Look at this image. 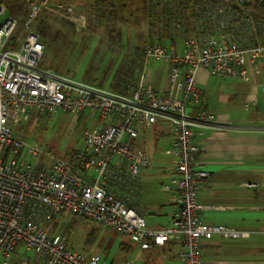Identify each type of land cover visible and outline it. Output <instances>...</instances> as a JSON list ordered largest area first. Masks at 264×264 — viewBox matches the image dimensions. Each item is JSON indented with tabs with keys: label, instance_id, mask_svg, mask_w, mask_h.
I'll return each instance as SVG.
<instances>
[{
	"label": "built area",
	"instance_id": "1",
	"mask_svg": "<svg viewBox=\"0 0 264 264\" xmlns=\"http://www.w3.org/2000/svg\"><path fill=\"white\" fill-rule=\"evenodd\" d=\"M27 8L22 30L0 0V258L13 262L21 247L46 264H107L100 255L87 256L74 249L66 236L50 224L65 214L82 217L124 237L139 250L177 246L182 264H205L202 247L214 237L248 239L251 232L204 223L198 194L210 174L200 163L196 129L212 126L217 116L206 109L196 73L251 82L264 72V46L242 45L235 35L189 32L181 42L166 46L148 43L144 62L169 64L167 87L159 90L140 73L129 94L85 83L42 67L44 45L32 29L38 14L67 0H21ZM73 6H66L69 13ZM71 21L85 27V18ZM264 95V83L260 84ZM194 104L193 109L188 106ZM252 104L251 106H254ZM250 107L248 104L244 108ZM62 111L93 119L83 131V148L71 160L50 152L37 141L28 142L18 127L31 116L53 118ZM159 122L168 123L171 137L166 154L173 172L164 191L171 192L177 209L171 223L148 227L140 203V177L151 164L142 133ZM16 128V130H15ZM40 165L31 160L49 156ZM126 264H131L128 261Z\"/></svg>",
	"mask_w": 264,
	"mask_h": 264
},
{
	"label": "crops",
	"instance_id": "2",
	"mask_svg": "<svg viewBox=\"0 0 264 264\" xmlns=\"http://www.w3.org/2000/svg\"><path fill=\"white\" fill-rule=\"evenodd\" d=\"M196 81L206 109L217 116L212 126L196 129L200 163L210 174L208 183L198 194L203 206L200 218L204 223L251 232L248 239L214 237L205 241L202 257L205 264H264V95L260 89V84L264 83V72L254 76L251 82H241L232 78L210 77L199 69ZM165 84L167 80L166 83L160 80L155 85L159 90H165ZM245 104L250 107L244 108ZM192 108L194 113V106H188V109ZM168 128V123L159 122L150 132L141 134L151 160L162 135H167L168 139L167 148L163 151L166 155L171 141ZM170 165L169 173L161 167H147L141 173L142 214L145 216V211L149 212L150 218L146 223L150 228L168 226L177 209L173 194L163 190L165 185L159 189L163 194L161 200L150 199L148 196L152 192L147 194L146 190L147 186L154 184L153 181L156 182L157 175H165L166 185L169 184L173 172L172 159ZM122 243L124 245L119 244V248L126 252V257L107 264H126L128 261L131 264H182L174 243L150 250H139L125 239ZM16 252L23 258L13 262L25 260L27 264H46L41 258L24 253L21 247ZM0 261L3 264L2 259Z\"/></svg>",
	"mask_w": 264,
	"mask_h": 264
},
{
	"label": "rangeland",
	"instance_id": "3",
	"mask_svg": "<svg viewBox=\"0 0 264 264\" xmlns=\"http://www.w3.org/2000/svg\"><path fill=\"white\" fill-rule=\"evenodd\" d=\"M66 6H73V12L69 13ZM151 7L150 0H128L127 15L122 17L118 23L112 25L106 22L102 27L98 25L99 19L91 15L88 0H67L64 4H55L44 9L38 14L32 25V29L36 31L38 23L41 21L45 23L48 42L41 37L44 45L43 67L55 69L54 67L58 66L61 74L110 89L120 67L122 69L129 68L132 59H136L141 54L143 56L146 44L157 42L170 46L172 39L175 44L181 42L186 28L189 30L192 26L197 27L193 18L188 16L186 19H180L183 24L172 20L169 22L170 31H161L158 23L162 22L163 16L159 11H156V14L153 15L156 17V22L155 25H152ZM76 15L84 16V28L77 27L71 21V18ZM24 20L25 17L17 19L16 36L20 35ZM89 24H91V28H89ZM184 24L187 26L181 29ZM47 44H50V48L47 47ZM141 65V68L134 66V76H138L142 72L147 74L150 80H154V84L160 80L166 83L169 73L167 62L149 59L146 63L143 60ZM165 86L167 87V84ZM94 124L96 121L93 119L87 120L80 117L78 120L77 117L58 111L53 118L38 120L33 116L27 118L18 127V134L25 137L28 142L37 141L45 146L54 147V154L61 155L65 149L77 151L83 148V131ZM167 142V135L159 137L158 149L155 151V157L151 160L150 169L161 167L167 173L171 172V159L163 152L167 148ZM49 158L50 154L49 156L45 155L43 159L30 162L39 166L40 161H48ZM156 177V182L153 181L154 184L151 187L147 186L146 190L147 194L152 192L148 196L150 199L161 200L163 194L159 189L167 184V180L165 175ZM139 195L140 203H142L141 187ZM144 217L148 222L149 212L145 211ZM50 229L54 233H62L66 236L74 249L84 254L100 255L107 263L126 257V252L119 248V244L125 238L91 220L65 214L56 218L50 224ZM16 251L12 259L23 258Z\"/></svg>",
	"mask_w": 264,
	"mask_h": 264
},
{
	"label": "trees",
	"instance_id": "4",
	"mask_svg": "<svg viewBox=\"0 0 264 264\" xmlns=\"http://www.w3.org/2000/svg\"><path fill=\"white\" fill-rule=\"evenodd\" d=\"M88 1L90 13L99 19L98 25L100 27L104 26L106 22L112 25L118 23L128 12V0ZM2 2L11 16L17 19L26 17L27 8L21 0H2ZM150 4L152 5L150 16L152 25H155L156 22V17L153 16L156 11H159L163 16L162 22L158 23L161 31H170V21L182 23L180 19H186L189 16V18H193L197 27L192 26L189 30L186 28L185 34L189 32L216 36L232 34L240 39L242 45L259 44L264 46V0H150ZM184 25L181 29L187 26ZM91 27L89 24V28ZM35 29L40 37L45 40L48 39L43 21L38 23ZM46 41L48 42V40ZM170 41V45H175L173 39ZM47 47L50 48V44H47ZM136 59L131 60L132 64L129 68L122 69L120 67L111 84V90L125 95L131 92L130 88L135 86L139 76L133 75V68L134 66L141 68V62L144 60L142 54L138 55ZM41 66L43 67V60ZM54 68L57 73H60L58 66ZM191 105L194 106L195 110V105ZM49 150L54 153V147L49 146ZM75 152L72 149H65L60 156L66 160H71ZM121 244V246L124 245Z\"/></svg>",
	"mask_w": 264,
	"mask_h": 264
}]
</instances>
